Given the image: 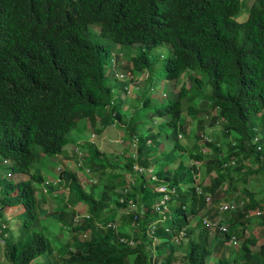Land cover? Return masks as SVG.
<instances>
[{
	"label": "trees",
	"instance_id": "16d2710c",
	"mask_svg": "<svg viewBox=\"0 0 264 264\" xmlns=\"http://www.w3.org/2000/svg\"><path fill=\"white\" fill-rule=\"evenodd\" d=\"M242 6L247 14L238 19ZM91 24L98 26L99 34H106L121 46L141 45L127 59L132 73H140L150 65L148 50L166 43L171 47L163 67L167 80L176 79L189 69L195 73L188 80H196L199 86L198 73L207 75L209 107L202 110L208 114L211 109L216 110L217 114L210 118L221 121L224 132L235 142L230 139L225 143V155L214 153L207 157V172L215 169L216 175L202 190L214 195L221 189L224 178L220 171L230 157L236 168L249 160L259 164L251 170H264V0H0V161L8 167L3 185L0 183V208L22 204L20 219L24 231L4 248L9 264H30L36 256L54 251L44 234L29 232L38 223L32 183L43 180L39 172H29L32 162L61 152L69 132L81 119L96 127L99 122H109L108 112L119 120L125 117L117 109L121 102L112 97L118 95L113 87L120 93L127 90L128 83L120 78L123 81L119 82L113 74L114 86L105 84L102 55L110 54L112 49L91 37ZM119 68L124 72L122 68H127V63ZM176 89L173 101L153 111L165 116L172 127L169 135L173 145L167 153L161 151L158 163H154L155 173L176 189L168 217L156 219L153 203L157 199L151 197L152 191L147 188L150 179L131 174L134 159L128 156L124 174L115 175L118 181L105 183L101 192L96 185L89 193L76 179L71 182L70 190L88 205L90 217L83 218L80 224L72 218L70 229L89 231L90 236L68 241L62 247L63 258H50V264H126L130 254L135 255L134 264H152L146 243L155 236L162 238L156 246L157 257L163 259V264H208L211 241L198 214L206 204V196L201 191L197 193L195 186L184 188V183H194V178L187 176L182 159L187 147L178 136L182 112L195 114L199 109L191 103L183 107L187 89L183 85ZM198 90L203 91L201 86ZM205 102L202 100L203 105ZM148 103L147 97L141 100L143 107ZM257 133L262 136L257 137ZM140 137L145 139L138 146V157L143 154L147 136ZM195 146L196 152L192 154L188 148L187 154L191 159H202L201 148ZM90 149L93 155L89 165L105 166L95 161L98 152ZM144 155L151 156L152 152ZM146 156L142 165L150 166L151 163L145 164L150 159ZM67 171L62 173L66 183ZM14 175L20 177L16 182L10 180ZM114 188L119 191L114 193ZM230 190L234 193L232 180ZM129 201L137 205L135 210L127 208ZM231 202L235 204L233 210H220L225 214L221 219L213 217L227 225L228 231L212 247L218 248L233 235L239 239L234 255L239 254L244 264H264V244L254 253L251 247L257 238L251 233L244 236L237 228L240 224L244 228L251 221V211L264 210V196L256 199L252 191L242 187ZM123 207L127 209L119 215V230L107 228L106 224L115 221ZM54 218L59 221L60 213L54 214ZM161 221L165 222L163 229L158 225ZM261 224L264 226V219ZM154 226L157 229L151 237L147 232ZM125 228L130 232L125 233ZM181 228H186L187 247L180 263H174L175 246L181 241L175 244L173 237ZM124 236L125 241H120ZM127 239L136 240L135 245L131 246ZM235 242L236 239L231 246ZM234 260L235 256L231 259L222 256L216 264H234Z\"/></svg>",
	"mask_w": 264,
	"mask_h": 264
},
{
	"label": "rangeland",
	"instance_id": "374dc122",
	"mask_svg": "<svg viewBox=\"0 0 264 264\" xmlns=\"http://www.w3.org/2000/svg\"><path fill=\"white\" fill-rule=\"evenodd\" d=\"M246 14V7L242 6L237 18L241 19ZM93 25L94 24H91L89 28L91 37L97 42L109 44L112 49L110 54L102 55V65L106 75L104 79L105 84L114 86L113 74L116 75V80L119 82L123 81L120 79H125L128 83L127 90L119 93L117 88V98L114 96L112 97L119 103L121 102L120 106L117 105V109H120L119 113L125 117L123 120L114 119L110 112H108L106 115L109 118V122L104 123L105 121H98L99 123L96 127H91L87 119H81L78 125L69 132L67 144L63 150L56 155L42 156L40 159L32 162L29 172H39L47 182H51L52 178L58 176V167L65 161L68 162L69 170L66 172L68 180L73 181L76 179V181L88 190H91L92 188V185L90 184H94L96 185V190L98 189V191L101 192L105 183H116L118 181L115 175L124 174L127 157L132 156L134 162L131 167L133 171L131 174L142 175L143 177L150 179V184L147 185V188L148 191H152L151 197L154 196L157 199L153 203L156 219H164L166 216L165 213L169 210V204L172 200L171 197L176 194V189L170 184L169 188L174 187V193H172L170 197L167 196L161 200L162 197L159 195L160 193L155 187L158 183V186L166 184L161 181L165 179L158 176V179L160 180L157 182L151 178V174H156V169L153 165L154 163H158L160 155L152 154L151 156H146L144 155V152L150 153L151 151L152 153H155L153 151H165L167 153L172 147L173 142L169 135L172 127L165 121V116L153 114V111L162 105L173 101L178 91V89H176L177 86L183 85L187 89V95L182 99L183 107H187L191 103L194 107L199 109L195 114L188 113L187 111L182 112V118L180 120L182 130L178 135L181 137L179 138L181 141H185L184 144L187 147L182 154V159H184V163L187 166V176L189 178H194V183L186 181V183H184V188L195 186L197 193H200L201 191L206 196V204L200 209L198 213L199 216L208 219H214L213 217L216 216L218 219H221L225 214L221 213L219 207L232 203V197L238 195L242 187L252 191L256 199H261L264 196V170L261 172L251 170L257 169L256 167L259 164L250 163L249 160H246L241 167L236 168V163L232 162L233 157H230V161L224 167L225 169L220 171L224 178L221 189H219L214 195L201 189V187L209 185L210 180L216 175L215 169L211 172H207V157L214 153H217L219 156L225 155V143L230 139L232 143L235 142V139H233L232 136L224 132V129L221 126V121H212L210 118L217 114L216 110L211 109L209 114L202 110L209 107L207 97L210 94V84L207 75L204 73H198L197 75L201 78L199 86H201L203 91L198 90L199 86H197L196 80H188L189 75L195 73L189 69L181 73L178 78L167 80L164 77L163 67L165 57L171 52V47L166 43L158 44L156 47L148 50L147 55L151 57L150 65L140 73H132L130 71V60L127 59H130L133 54L139 51L141 45L139 43H133L121 46L119 43L111 41L106 34H99L98 26H95V28ZM114 55L116 58L115 63L112 65L111 58ZM125 63H127V68H122V70H124L123 72L119 66L125 65ZM110 71L112 72V75H108L110 74ZM189 88H192V90ZM144 97H147V99L150 100V103L145 107L141 105V100ZM191 97L192 99H190ZM188 99L190 101H188ZM202 100L206 101L204 105ZM151 134H157V137H150L152 136ZM140 135L152 139L145 140V146L141 150L143 154L138 157V137ZM259 136H262V134L257 133V137ZM144 139V137H140L139 141L141 142ZM254 140H256V138ZM205 141H207V143H205ZM218 142H220V146H218ZM195 145H198V147L201 148V152L204 154L202 159H197V157L191 159L190 154H187L188 148H190V153L193 154L196 152L197 147ZM90 147L98 152L95 156L97 157L95 161L98 163L101 162L105 164V166L92 168L89 165V160L93 155ZM216 148L220 149L216 150ZM259 148H261V145H259ZM172 154H175V152H172ZM143 156H146V159L150 157L145 163H151L150 166L142 165L144 164ZM137 162L140 163V165H137ZM134 166L142 168L145 171L141 173L138 169L134 168ZM6 168L8 169L7 165L0 161V183L2 185L4 183V178H6ZM172 168L174 167H171V169ZM249 170H251L252 173H249ZM128 175L129 174L127 173L125 176ZM132 175L131 177H133ZM19 178L20 177L14 175L10 180L16 182ZM244 179H246V181ZM231 180L232 185L235 188L234 193L230 190ZM32 185L35 194V210L36 205L38 207L35 217L39 221L35 226L33 225L30 227L29 232H32V230L42 232V234L52 242L54 251L53 254L36 256L30 264H50V258H63L64 249H62V247H64L68 241L80 240L90 236L89 231H72L65 220L59 222L57 219L52 218L49 214L50 207L60 203L63 209L67 212L73 207L81 213H86L88 206L86 204H81L80 201H76L71 207L68 201H63V198L70 197L71 195L69 186L66 182L59 185H53V187H58L56 194H50L48 191L47 193L41 192L40 182H33ZM117 191H119L118 188H114L113 192L116 193ZM62 202H65V206L61 204ZM159 203L163 205L162 208H158L157 204ZM128 204L129 206H127V208L132 210L136 209L137 205H135L134 202L131 204L129 201ZM154 205L157 206V211L155 210ZM127 208L123 207L122 210L118 211L117 219L111 221L114 223L113 229L116 231H118L120 227L119 215L121 214V211L125 213ZM22 209V204H9L0 208V229H3V232L0 231V264H9V261L4 255V248L10 241H12L13 237H19L20 234L24 233L20 219V215L23 211ZM110 211L111 208H108V212ZM258 212H260V214H258ZM250 214L249 219L251 221L246 223L244 228L241 227V224L237 228L241 231L242 235L247 236L251 233L257 238V243L251 247L253 251H257L258 246L264 244V226L261 224L262 219H264V210L255 209L251 211ZM209 221L213 222L212 220ZM108 223L106 224L107 228H109ZM164 224V221L159 222V228L163 229ZM156 229L157 227H154L155 231ZM205 229L209 233L210 238L208 240L211 241L210 246L212 250L208 264H216L217 260L222 256L229 259L235 256L234 264H244L240 259L239 254L234 255L239 239L235 238V246H231V244L233 245V242H229L225 239L221 246L213 248V244L217 245L218 241L223 239L221 234H224V232L220 231L217 227L208 228L205 226ZM125 231L130 232L129 230H126V228ZM85 233H87V235H85ZM148 234L152 237L151 233ZM159 235H161V233H159ZM124 238L126 239L125 236L120 237V241H125ZM173 239L176 241L175 236ZM127 240L131 246H134L136 243V240ZM160 242H162V238L155 236L152 242L146 243L148 254H150L151 257H154L152 264H163L162 258L155 257L158 255L159 249L156 245ZM186 242L187 237L180 242L181 244L179 246H175L174 263H180V259L183 257L187 247ZM134 257V254L128 255L126 257V264H134Z\"/></svg>",
	"mask_w": 264,
	"mask_h": 264
},
{
	"label": "clouds",
	"instance_id": "9594fccd",
	"mask_svg": "<svg viewBox=\"0 0 264 264\" xmlns=\"http://www.w3.org/2000/svg\"><path fill=\"white\" fill-rule=\"evenodd\" d=\"M115 57V55L111 58L112 60H113V58ZM116 58V57H115ZM115 58H114V63H115ZM122 73V72H121ZM125 80V79H124ZM114 119H117V118H115L114 117ZM124 119V118H123ZM122 119V120H123ZM90 125V124H89ZM139 139H140V136L138 137V143H139V145H140V141H139ZM148 139H152V138H146V140H148ZM66 146V145H65ZM64 146V147H65ZM65 162V161H64ZM65 169H68V164L66 165V166H63V165H60L59 167H58V176H56V177H54V178H52V181L51 182H47L46 180H45V178L43 177V180H41L40 181V191L41 192H44V193H47V191L50 193V194H56V191H58V187H53V185L54 184H61V183H63V182H65L63 179H62V173H63V171L65 170ZM69 170V169H68ZM68 172V171H67ZM35 173V172H34ZM38 173V172H37ZM66 174V173H65ZM152 175L153 174H151V178H152ZM154 175H156V177H157V179H158V175L157 174H154ZM67 178V177H66ZM58 179V180H57ZM67 180H68V178H67ZM159 180L160 179H158V180H156L157 182H159ZM162 182H165V183H167L168 185H170V183L169 182H167V181H165V180H161ZM71 182H73V181H70V180H68V182H67V184H68V186H69V189H70V184H71ZM78 182V181H77ZM79 183V182H78ZM82 185V184H81ZM90 185H92V188H93V186H95L94 184H90ZM83 186V185H82ZM157 186H158V184H157ZM156 186V187H157ZM84 187V186H83ZM155 187V188H156ZM92 188H91V190H88V189H86L85 188V190L87 191V192H89V193H91V191H92ZM154 188V189H155ZM52 190V191H51ZM70 192H71V195H70V197H66V198H63V201H68V203H69V205L72 207V204L74 203V202H76V201H79V199L76 197V196H74L73 195V192H72V190H70ZM160 195V194H159ZM42 201V200H41ZM80 202H81V200H80ZM62 205H64L65 206V202H62L61 203ZM81 204H85V203H83V202H81ZM229 204H231V205H233V203H229ZM87 205V204H86ZM50 206V205H49ZM66 206H68V205H66ZM88 206V205H87ZM235 207V204L233 205V208ZM220 208V207H219ZM233 208H231V209H233ZM23 210V209H22ZM220 210H222V209H220ZM38 211V207H37V205H36V212ZM36 212H35V215H36ZM57 212L58 213H60V215H61V218L59 219V222H62V221H66L67 222V224H68V226L70 227L71 226V223H70V221H71V219L73 218V220H75V222L76 223H78V224H80L81 223V220L83 219V218H89L90 217V215H89V213H88V209H87V211H86V213H81V212H79L77 209H75V208H73L72 207V209L69 211V212H67V211H65V209H63V207L60 205V203H58V204H56V205H54V206H51L50 207V211H49V214L52 216V218H54V214H57ZM37 219V218H36ZM54 219H56V218H54ZM37 221H39L38 219H37ZM119 222H120V220H119ZM109 224V223H108ZM111 224L112 225H114L112 222H111ZM108 226L109 228H112L113 229V226ZM4 227H6V226H4ZM120 228V227H119ZM4 230H5V228H4ZM181 230H184V233H186V229L185 228H182V229H180L179 231H181ZM0 231L1 232H3V229H0ZM33 231V230H32ZM178 231V232H179ZM177 232V233H178ZM42 233V232H41ZM125 233H126V231H125ZM177 233H175V234H177ZM226 233V232H225ZM184 239H186V234H185V236H184V238L182 239V240H184ZM182 240H179V241H177V243H179L180 241H182ZM228 240V239H227ZM176 242V241H175ZM157 257V256H156ZM151 261V260H150ZM209 261V260H208Z\"/></svg>",
	"mask_w": 264,
	"mask_h": 264
},
{
	"label": "built area",
	"instance_id": "2783aa9c",
	"mask_svg": "<svg viewBox=\"0 0 264 264\" xmlns=\"http://www.w3.org/2000/svg\"><path fill=\"white\" fill-rule=\"evenodd\" d=\"M134 168L138 169L139 172H141V173L145 171L142 168H139L137 166H134ZM152 179L153 180H158L157 177H156V175H154V174L152 175ZM156 190L160 193V195L162 197L161 200L164 197H167V196L170 197V195L172 193H174V191H175L174 187L169 188V185L167 183L166 184H161L160 186L156 187ZM130 203L132 204L131 201H130ZM157 206H158V208H162L163 207V205L160 204V203L157 204ZM157 206L154 205V208H155L156 211H157V209H156ZM231 208H233V205H231V204H225V205L220 206V209H222V210H227V209H231ZM168 213H169V210H168V212L165 213L166 216L162 220H165L168 217ZM258 214H260V212H258ZM209 220H212L213 222H211ZM111 225H112L111 223L108 224V226H111ZM202 225H203L204 228H205V226H207L208 228L217 227L220 231H222L224 233L228 231V226L227 225H225V224L224 225L219 224V222L217 220H215V219H208V218H205L204 217L203 220H202ZM112 226H114V225H112ZM154 227H152V229L150 230V232H147V233H151V235L153 236L154 235V231H155L154 230ZM174 236H175V240L176 241L182 240L184 238V236H185L184 230L179 231ZM234 240H235V237L233 235H230L228 237V241L229 242H234ZM153 258L154 257H151V263H152Z\"/></svg>",
	"mask_w": 264,
	"mask_h": 264
},
{
	"label": "crops",
	"instance_id": "0c3cea01",
	"mask_svg": "<svg viewBox=\"0 0 264 264\" xmlns=\"http://www.w3.org/2000/svg\"><path fill=\"white\" fill-rule=\"evenodd\" d=\"M113 88H114V90H113L114 93L118 94V93H117V92H118L117 88H116V87H113ZM117 96H118V95H117ZM116 98H117V97H116ZM153 152H155V153H152V154H156V155H160V156H162L161 153H160L159 151H157V152H156V151H153ZM158 160H159V159H158ZM137 165H140V163L137 162ZM153 166H154V165H153ZM219 224H220V223H219ZM222 225H224V223H222ZM253 246H254V245H253ZM258 249H259V246H258ZM258 249H257V250H258ZM251 250H252V249H251ZM252 251H253V250H252ZM254 253H255V251H254ZM183 255H184V254H183ZM208 262H209V261H208Z\"/></svg>",
	"mask_w": 264,
	"mask_h": 264
}]
</instances>
